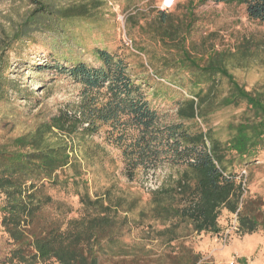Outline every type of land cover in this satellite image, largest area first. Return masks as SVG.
Segmentation results:
<instances>
[{
	"label": "trees",
	"instance_id": "16d2710c",
	"mask_svg": "<svg viewBox=\"0 0 264 264\" xmlns=\"http://www.w3.org/2000/svg\"><path fill=\"white\" fill-rule=\"evenodd\" d=\"M44 1L28 0L33 10L22 25H16L5 45L39 25H54L64 32L88 24L97 8L81 3L54 9ZM199 2L244 5L247 19L264 25V0ZM187 8L182 19L156 11L146 24L148 31H143L167 51L164 62L189 76L185 83L168 81L189 96L175 102L174 122H166L149 104L145 89H154L149 80L132 77L129 65L106 50L94 51L99 67L83 62L69 68L54 65V70L67 73L80 86V99L33 132L0 147V228L9 242L0 264H207L185 240L191 234H217L222 212L236 213L238 234H264V201L244 198L247 181L243 176L238 179V169L254 164L264 151V85L252 91L240 85L229 70L233 58L229 50L204 51L201 60L189 53L186 45H193L187 40L193 36L196 19L193 9ZM261 44L252 39L240 44L237 51L243 64ZM3 50L0 47V102L9 101L11 95ZM241 105L245 111L221 139L208 116ZM102 128L107 129L108 143L120 151L128 182L139 172L146 175L165 166L178 168L177 177L150 191L148 208L138 211L137 221H129L127 214L138 199L126 204L125 197L112 196V189L94 198L76 190L77 216H70V211L61 219L46 216L53 204L47 190L58 185L60 173L69 167L73 185L82 175L77 146L66 140H91ZM144 221L158 225H148L142 232L146 241L155 243L156 251L122 245L124 228L130 222L139 228Z\"/></svg>",
	"mask_w": 264,
	"mask_h": 264
},
{
	"label": "rangeland",
	"instance_id": "374dc122",
	"mask_svg": "<svg viewBox=\"0 0 264 264\" xmlns=\"http://www.w3.org/2000/svg\"><path fill=\"white\" fill-rule=\"evenodd\" d=\"M162 0H45L55 8H64L77 4H96L88 24H80L70 31H60L54 25H39L32 30L22 32L21 39L10 46L5 45L16 25L23 24L33 8L28 0H0V47L1 54L7 61L5 71L6 83L10 95L9 101L0 102V147L9 145L15 138L34 131L42 123H48L67 105L75 106L80 99L78 86L67 73L53 69L55 64L69 68L76 62L99 67L94 51L106 50L108 54L123 59L129 65L132 77L149 80L154 89H145L151 107L164 116L166 122L175 120V102L182 97H189L187 92L171 85L168 81L185 83L186 71L170 67L164 62L167 51L147 36L149 24L153 21ZM200 0H176L170 9L161 11L183 18L184 9H193L195 31L188 38L190 54L200 59L204 51L233 54L229 70L240 85L252 91L264 85V25L248 20L244 5L238 3L200 4ZM190 4L193 7H190ZM117 16L124 18L125 34L132 42V50L122 44V31ZM46 27H52L45 31ZM55 29V30H54ZM246 39L262 41L255 54L243 64L240 44ZM186 48V49H187ZM254 47H252L253 50ZM170 54L174 55L175 51ZM207 55V54H206ZM205 55V56H206ZM201 60V59H200ZM203 65L202 61H198ZM239 62L243 66L239 65ZM160 75L157 77L156 75ZM161 76H163L161 78ZM223 93L226 85L222 86ZM158 91L153 96V91ZM245 111V105L237 108L228 107L208 116L209 124L217 131L221 139L228 133V125L239 120ZM107 129L102 128L98 134L82 141L75 137L66 140L77 146L76 155L81 163V174L73 185V171L65 168L59 176L56 187L47 193L53 204L45 212L46 216L61 219L69 214L77 216L78 198L76 190H84L92 197L103 195L112 189V196H123L126 204L138 199L136 208L127 214L129 221H137L140 210L148 208L150 191L168 184L177 177L178 168L165 166L155 172L143 175L137 173L132 182L123 176L120 151L109 144ZM99 145V149H96ZM239 177L246 182L244 198L264 201V151L259 153L256 162L248 168L238 169ZM68 178V179H67ZM0 197V206H1ZM59 206L58 210L56 206ZM232 215L222 212L217 234H191L185 240L194 253L202 256L207 264H264V234L258 231L252 235L236 234L231 229ZM123 216V215H122ZM129 223L124 228L120 243L124 246H146L156 251L155 243L146 241L142 232L157 223L144 221L139 228ZM9 249L6 235L0 228V261ZM105 264H109L107 261Z\"/></svg>",
	"mask_w": 264,
	"mask_h": 264
},
{
	"label": "built area",
	"instance_id": "2783aa9c",
	"mask_svg": "<svg viewBox=\"0 0 264 264\" xmlns=\"http://www.w3.org/2000/svg\"><path fill=\"white\" fill-rule=\"evenodd\" d=\"M176 0H162L161 5L158 7L160 11H167L172 7ZM117 22L119 23V27L122 31V44L132 50V42L125 34V27H124V18L122 16H117ZM244 182V181H243ZM231 229L234 233L238 234V222H237V215L236 213L232 215L231 221ZM230 264H233L231 262Z\"/></svg>",
	"mask_w": 264,
	"mask_h": 264
}]
</instances>
